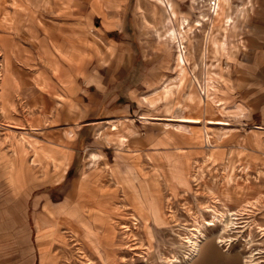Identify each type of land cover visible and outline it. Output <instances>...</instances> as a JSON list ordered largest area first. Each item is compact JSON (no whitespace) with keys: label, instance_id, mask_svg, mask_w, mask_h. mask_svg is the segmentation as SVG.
Listing matches in <instances>:
<instances>
[{"label":"rangeland","instance_id":"rangeland-1","mask_svg":"<svg viewBox=\"0 0 264 264\" xmlns=\"http://www.w3.org/2000/svg\"><path fill=\"white\" fill-rule=\"evenodd\" d=\"M169 1L173 19L158 0H0V128L33 150L30 164L37 138L69 160L64 176L45 161L61 176L49 201L75 182L71 218H45V264H264V130L227 90L249 13L243 0ZM87 21L88 50L130 58L109 108L70 96Z\"/></svg>","mask_w":264,"mask_h":264},{"label":"crops","instance_id":"crops-1","mask_svg":"<svg viewBox=\"0 0 264 264\" xmlns=\"http://www.w3.org/2000/svg\"><path fill=\"white\" fill-rule=\"evenodd\" d=\"M243 1L245 8L242 14L247 12L249 17L239 51L229 62L228 75L233 78L227 86L228 98L236 97L235 102H239L235 104L237 108H242L244 115L251 119L249 121L264 130V0ZM90 24L87 21L85 25L77 27L73 74L78 87L75 93L70 94L76 107L85 110L110 107V81L124 88L123 79L114 81V77H125L126 61L130 60L123 53L88 50ZM99 30L100 33L96 34L101 39L109 40L108 29L102 26ZM92 88L94 92L90 91ZM111 98L112 103H116L125 96L116 94ZM128 98L131 99L130 94ZM126 113L124 107L116 113L115 119L119 120ZM22 141L13 142L0 128V264H45V218L52 217V214L60 221L71 218L75 204V182L69 185L64 202L54 204L49 201L43 190L46 185H60L61 168L64 176L71 167L70 162L57 158L54 153L46 154L44 141L37 138V164H30L33 150H29ZM46 159L58 167V174L46 173ZM96 184L95 179L88 177V190L90 185L93 187ZM61 225L66 226L65 223Z\"/></svg>","mask_w":264,"mask_h":264},{"label":"bare ground","instance_id":"bare-ground-1","mask_svg":"<svg viewBox=\"0 0 264 264\" xmlns=\"http://www.w3.org/2000/svg\"><path fill=\"white\" fill-rule=\"evenodd\" d=\"M159 1V4L167 9V11L170 13V17L173 19V17L175 16V10H174V6L172 5V3L169 1V0H158ZM217 3V2H216ZM216 3H212L213 6H217ZM215 11V10H214ZM217 13V11H216ZM218 15V13L216 14ZM172 19L168 20V22H172ZM184 22L186 21H183V24ZM184 57V56H183ZM185 60V59H184ZM185 65V64H184ZM181 122H184V123H193V124H198L199 122L197 121H193V120H182ZM209 124H214V125H224L225 123H222V122H210ZM232 215H231V219L230 220H227L226 222H221L218 218V216L214 217L213 220L211 222L208 223V226L209 227H214L215 226V222H217L218 224V221L221 222L222 224V229H223V232H228L227 230L229 229H232V225H233V222H232ZM228 219V218H227ZM200 232V231H199ZM202 238H206L205 235H203L202 233H200ZM195 237V236H194ZM191 239V238H190ZM188 243L189 245H191L190 249H192V253L195 255V253L199 250V245H200V241L198 240V238L196 237V239H191L190 241L188 240ZM191 253V252H190ZM211 255V254H210ZM212 257L215 256V254H212L211 255ZM191 257V256H190ZM188 260V259H186ZM249 260H251V258H249ZM188 262L184 263V264H187Z\"/></svg>","mask_w":264,"mask_h":264}]
</instances>
